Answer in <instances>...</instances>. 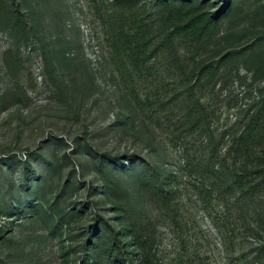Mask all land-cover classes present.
Listing matches in <instances>:
<instances>
[{
  "label": "rangeland",
  "instance_id": "rangeland-1",
  "mask_svg": "<svg viewBox=\"0 0 264 264\" xmlns=\"http://www.w3.org/2000/svg\"><path fill=\"white\" fill-rule=\"evenodd\" d=\"M229 6L200 59L245 55L222 66L220 88L196 92L216 133L264 84L252 77L264 76V0L208 2L211 14ZM102 17L96 0H0V264H97L90 243L118 240L143 264L124 229L138 223L156 228L160 264H264V189L247 204L199 184L174 140L182 111L155 102L156 88L173 86L163 59L130 79ZM143 162L173 199L139 188Z\"/></svg>",
  "mask_w": 264,
  "mask_h": 264
},
{
  "label": "trees",
  "instance_id": "trees-1",
  "mask_svg": "<svg viewBox=\"0 0 264 264\" xmlns=\"http://www.w3.org/2000/svg\"><path fill=\"white\" fill-rule=\"evenodd\" d=\"M209 0H96L102 12L105 41L121 72L133 79L135 73L151 76L160 72L163 59L165 71L173 85L164 82L154 91L159 109L170 114L175 107L182 117L173 123L174 140L184 146L189 173L201 186L230 202L242 198L258 203L264 189V84L231 118L232 124L220 133L212 129L213 113L196 94L213 80H220L221 68L246 50L232 51L217 62L202 60L201 55L214 44L221 18L227 14H211ZM158 57L162 59L157 60ZM261 62L259 66H263ZM156 70V71H155ZM254 72V71H253ZM158 74V73H157ZM263 74V73H262ZM256 70L254 81H263ZM215 82L214 88L220 83ZM220 88V84L217 86ZM142 104L150 103V98ZM193 134V135H192ZM195 135V136H194ZM195 137V138H194ZM136 169L142 175L139 188L157 200L173 199L175 191L167 187L160 171L145 162ZM152 172V173H149ZM158 173L155 177L151 175ZM176 220L175 210L172 209ZM151 224V223H150ZM133 241V254L143 264H160L156 228H144L141 223L126 225ZM97 264H135L122 241L109 242L105 250L98 241L90 243Z\"/></svg>",
  "mask_w": 264,
  "mask_h": 264
}]
</instances>
